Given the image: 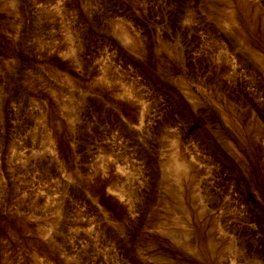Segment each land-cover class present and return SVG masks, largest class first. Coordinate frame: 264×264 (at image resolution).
<instances>
[{
	"label": "rangeland",
	"instance_id": "374dc122",
	"mask_svg": "<svg viewBox=\"0 0 264 264\" xmlns=\"http://www.w3.org/2000/svg\"><path fill=\"white\" fill-rule=\"evenodd\" d=\"M0 264H264V0H0Z\"/></svg>",
	"mask_w": 264,
	"mask_h": 264
}]
</instances>
